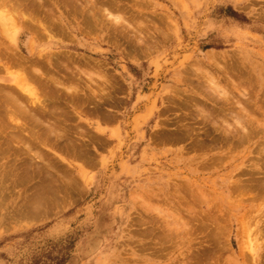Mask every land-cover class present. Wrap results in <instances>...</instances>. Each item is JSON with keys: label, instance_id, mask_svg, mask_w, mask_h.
Returning <instances> with one entry per match:
<instances>
[{"label": "rangeland", "instance_id": "obj_1", "mask_svg": "<svg viewBox=\"0 0 264 264\" xmlns=\"http://www.w3.org/2000/svg\"><path fill=\"white\" fill-rule=\"evenodd\" d=\"M45 1L0 0V88L63 131L0 118V264H264V0Z\"/></svg>", "mask_w": 264, "mask_h": 264}, {"label": "bare ground", "instance_id": "obj_2", "mask_svg": "<svg viewBox=\"0 0 264 264\" xmlns=\"http://www.w3.org/2000/svg\"><path fill=\"white\" fill-rule=\"evenodd\" d=\"M34 0H13V4L12 5H14V8H16V10H17V12H18V10L20 11V12H26L27 10H28V7H32V5L31 4H33L34 5V7H36V9H37V11H35L34 13H36V12H38V9L39 10H41V9H44V10H46V8H48V7H44L45 5L47 6V4H48V2L45 4V2L44 1H40V0H38L39 1V5H36V4H34V2L35 3H37L38 4V1L37 0H35L34 2H33ZM37 1V2H36ZM57 1V0H56ZM69 1V0H68ZM67 1V2H68ZM77 1V0H76ZM102 1V0H101ZM67 2H66V4H67ZM70 2V1H69ZM57 3V2H56ZM97 3V2H96ZM104 3V2H103ZM50 4V3H49ZM65 4V5H66ZM36 5V6H35ZM51 5V4H50ZM60 5V4H59ZM73 5V4H72ZM76 5V4H75ZM78 5V4H77ZM97 5V4H96ZM49 6V5H48ZM30 7V8H31ZM55 7H56V5H55ZM50 8V7H49ZM53 8V6H51V8L50 9H52ZM61 8V7H60ZM63 8V7H62ZM72 8V7H71ZM54 9V8H53ZM52 9V10H53ZM74 9V8H73ZM72 9V10H73ZM33 11V10H32ZM51 12V10H48L47 12ZM54 11L55 10H53V14H54ZM49 12V13H50ZM26 13H28L29 14V12H26ZM26 13H23V16L25 17V15L24 14H26ZM40 13V12H39ZM52 13V12H51ZM56 13V12H55ZM38 14V13H37ZM53 14H51V15H49V17H51V16H53ZM57 14V13H56ZM35 15V14H34ZM37 16V15H36ZM54 17V16H53ZM25 19H28V17H26ZM31 18H29V20H30ZM32 20V19H31ZM44 20V19H43ZM50 21H51V18L49 19ZM55 20H56V18H55ZM55 20H52L51 22H53V21H55ZM26 21V20H25ZM32 21H36V23L37 24H40L41 25V21L38 19V18H36L35 17V19L34 20H32ZM48 22V21H47ZM51 22H49V23H51ZM52 25V24H51ZM1 27H2V25H0ZM46 26H48L47 24H46ZM0 27V28H1ZM63 27V26H62ZM4 28V27H3ZM43 29V28H42ZM16 32V31H15ZM13 37V36H12ZM12 39V38H11ZM10 39V40H11ZM1 43V42H0ZM2 45V44H1ZM6 46H7V44H5ZM8 47V48H7ZM6 47V49L5 50H3V52L5 53V59H18V61H19V59H21L22 58V60L23 59H25V58H23V57H21L20 55H19V52L17 51V49L15 50V49H12L11 47H9V46H7ZM2 49H4V48H2ZM2 49H0V54H1V51H2ZM1 58H3L4 59V57H2L1 56ZM70 58V57H69ZM28 59V58H27ZM10 61V60H9ZM24 61V60H23ZM25 62V61H24ZM14 63H15V61H14ZM27 63H29V62H27ZM17 64H19V63H17ZM15 65V64H14ZM12 67H13V65H12ZM15 67H17L16 65H15ZM18 67H20V70H22L21 69V67L22 66H20V65H18ZM17 67V68H18ZM33 67V66H32ZM31 66H30V68L31 69H33V72L31 71V73L30 72H28V73H26L25 72V74L26 75H34L35 74V72H37L36 74H38L39 73V76H40V73L41 72H39V71H37L36 69L34 70V68H37V67H34V68H32ZM9 68V67H8ZM29 68V71L31 70ZM27 69V68H26ZM38 69V68H37ZM28 70V69H27ZM27 70H24V71H27ZM35 71V72H34ZM43 72V71H42ZM25 74H21V80L24 82V81H27L28 80V78H27V76L25 75ZM36 74L34 75V76H36ZM45 76H46V74H45ZM48 76V75H47ZM44 77V75H43V73L41 74V76L39 77V78H43ZM37 79L36 80H38V76L36 77ZM45 78V77H44ZM50 78V77H49ZM30 79V78H29ZM48 79V78H47ZM36 80H35V82H36ZM43 80L44 79H41V81L43 82ZM49 80V79H48ZM47 80V84H46V87H47V85H48V82H50V81H48ZM52 80V79H51ZM40 80L39 81H37L38 83H42ZM45 81V80H44ZM53 82L55 81V80H52ZM58 81V80H57ZM214 81V80H213ZM217 81V80H216ZM30 82V81H29ZM32 82V81H31ZM35 82H33V83H35ZM52 82V83H53ZM52 83H51V85H52ZM56 83H58V82H56ZM42 84H44L45 85V82H43ZM50 84V83H49ZM219 84V83H218ZM44 85L42 86V87H44ZM58 85V84H57ZM61 85H62V83H61ZM216 85V84H215ZM59 86V85H58ZM58 86H57V88H58ZM0 87H1V85H0ZM41 87V88H42ZM54 87V86H53ZM60 87H62V86H60ZM10 88V87H9ZM16 88H19L21 91L20 92H22L24 95H22V97L24 96L25 97V95L27 96V98H31L32 99V102H31V100H30V103L32 104V106L34 105V106H36V108H38V110L39 111H37V112H35V110L33 109V110H31V108L30 109H27V107L23 104V103H21V101H19V99L17 98V97H19L20 96V94H18L19 96H15V97H13V98H11L10 97V95L12 94V93H10V91H9V93H8V95H7V93H5V92H7V90L5 91H3V89L2 88H0V91L2 92L3 91V93L5 94V96H8L9 97V99L10 100H12V102H14L15 103V105H13V104H10L12 107L13 106H15V108L16 109H14V110H16L17 111V117H18V115H19V117L21 116L23 119H21V118H16L15 116H13V115H11V111H12V108L10 109L9 108V106L7 105V102L8 101H10L9 99H7L8 97H6V99L7 100H5V101H3L4 102V105H5V103H6V107H1V109L4 111V115H1L2 117H0L1 118V120H4V116H8V117H10L11 119H12V123L14 122V124H17V127L19 126V130H21L22 129V131H25L24 133H26V136L28 137V142L27 143H25V148L27 149V150H29L30 151V153H32L33 151H34V147L36 146V144L35 143H40L41 145H44V146H46V141H47V139H45V137L44 138H42V142H40V135L42 134L43 135V133H39L37 130H35V128H32V127H30V125L31 124H29L28 123V121L30 120V121H32V122H36L37 124H41V125H43V126H45V127H47V129H48V131L51 133H49L50 135H53L52 133H54V135L57 133L58 134V136L60 135V133H61V135L63 134V131H60L59 130V132H58V129L59 128H56V124H55V122L54 123H52L51 121H48V120H43L42 119V115L43 116H47V115H49V116H51V115H53L54 113H55V109H51L50 107H49V105L51 106L52 104H54V103H52V104H50L49 103V97H48V94L47 93H45L43 96H40L41 95V93H40V91H39V86H38V88L37 87H35V86H31V87H29V86H25V85H18V87H16ZM16 88L14 89H12L11 88V90H16ZM48 88V87H47ZM219 88V87H218ZM44 89V88H43ZM17 91V93H18V89L16 90ZM0 92V93H1ZM16 93V94H17ZM4 94H3V96H4ZM15 94V93H14ZM15 94V95H16ZM2 96V97H3ZM4 96V97H5ZM12 96V95H11ZM14 96V95H13ZM54 96V95H53ZM53 96H51V97H53ZM55 97V96H54ZM74 97V96H73ZM26 98V99H27ZM24 99V98H23ZM55 100V99H54ZM76 100V99H75ZM24 101V100H23ZM56 101V100H55ZM2 102V101H1ZM27 102V101H26ZM239 102V101H238ZM1 105V104H0ZM3 105V104H2ZM3 105V106H4ZM32 106H30V107H32ZM33 106V107H34ZM29 107V106H28ZM56 107V106H55ZM56 108H58V107H56ZM0 109V110H1ZM199 109V108H198ZM2 110H1V112H2ZM11 110V111H10ZM57 110V109H56ZM62 110V109H61ZM208 111V110H207ZM223 111V110H222ZM13 112V111H12ZM15 112V111H14ZM40 114H39V113ZM57 112V111H56ZM64 112V111H63ZM218 112V111H217ZM9 113V114H8ZM209 113V112H208ZM42 114V115H41ZM41 115V116H40ZM211 115V114H210ZM221 115V114H220ZM204 116V115H203ZM14 117H15V119H14ZM24 117H26L27 119L29 118V120H27V119H24ZM3 118V119H2ZM50 118V117H49ZM48 118V119H49ZM60 118V117H59ZM221 118V117H220ZM0 120V122H2ZM59 120V119H58ZM6 121V120H5ZM4 121V122H5ZM3 123V122H2ZM1 123V124H2ZM7 123V122H6ZM0 124V125H1ZM4 124V123H3ZM8 124H10V122L8 123ZM217 124V123H216ZM13 125V124H12ZM15 126V125H14ZM32 126V125H31ZM6 126H4V128H5ZM1 128V127H0ZM3 128V129H4ZM14 128V127H13ZM6 129V128H5ZM5 129H4V131H5ZM15 129H17V128H15ZM18 130V131H19ZM3 130L2 131H0V132H4ZM8 131H9V129H8ZM23 133V132H22ZM23 133V134H24ZM207 133V132H206ZM4 134V133H3ZM2 134V135H3ZM6 134V133H5ZM15 134V133H14ZM13 134V135H14ZM56 134V135H57ZM185 134V133H184ZM25 135V134H24ZM61 135H60V138H61ZM188 135V134H187ZM228 135V134H227ZM1 136V135H0ZM16 136H18L19 137V140H24V138H22V135L20 136V135H17L16 134ZM178 136V135H177ZM183 136V135H182ZM190 136V135H189ZM25 137V136H24ZM26 137V138H27ZM64 137V136H63ZM7 138V137H6ZM59 138V139H60ZM183 137H181V139H182ZM44 139V140H43ZM180 139V140H181ZM184 139V138H183ZM13 141H14V139H13ZM25 141H27V140H25ZM9 143H11V146H12V142L11 141H8ZM15 142V141H14ZM19 142V141H18ZM17 142V143H18ZM35 145V146H34ZM68 145V144H67ZM79 145V144H78ZM9 146V145H8ZM17 146V145H16ZM64 146V145H63ZM23 147V146H22ZM61 147V146H60ZM59 147V148H60ZM81 147V146H80ZM86 147V146H85ZM8 148V147H7ZM6 148V149H7ZM9 148H10V146H9ZM37 148V146L35 147V149ZM70 148V147H69ZM198 148V147H197ZM71 149V148H70ZM69 149V150H70ZM73 149V148H72ZM84 149V148H83ZM17 150V149H16ZM21 150V149H20ZM37 150V149H36ZM22 151V150H21ZM28 151V152H29ZM39 151V150H38ZM72 151V150H71ZM83 151H85V150H83ZM8 152V151H7ZM24 152V151H23ZM37 155L39 154V152H35ZM16 154V153H15ZM41 154V153H40ZM39 154V156H41V157H43L42 156V154L40 155ZM32 155V154H31ZM30 157V156H29ZM34 157V156H33ZM45 157V156H44ZM18 158V157H17ZM81 158V157H80ZM14 162H15V160H14ZM35 208V207H34ZM32 210H30V212H31ZM37 211H38V209H37ZM33 213H36V212H33ZM30 214V213H29Z\"/></svg>", "mask_w": 264, "mask_h": 264}]
</instances>
